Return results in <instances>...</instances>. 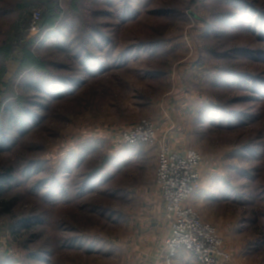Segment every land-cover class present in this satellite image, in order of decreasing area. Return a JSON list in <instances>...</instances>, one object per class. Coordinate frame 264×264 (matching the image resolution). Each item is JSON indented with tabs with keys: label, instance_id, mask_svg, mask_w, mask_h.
<instances>
[{
	"label": "rangeland",
	"instance_id": "1",
	"mask_svg": "<svg viewBox=\"0 0 264 264\" xmlns=\"http://www.w3.org/2000/svg\"><path fill=\"white\" fill-rule=\"evenodd\" d=\"M228 1L130 0L142 8L132 15L130 24L117 32L112 23L101 25L115 39L105 51L109 57L116 58V53L139 43L160 49L135 52L129 66L115 67L79 96L41 109L44 116L38 129L33 127L3 145L0 175L11 170L13 179L0 183V257H10L14 264H31L30 256L51 250L53 264H138L143 254L135 250L142 242L141 222L149 202L146 193L152 186L159 192L157 151L163 138L154 145L124 146L116 137L122 129L144 120L157 126V118L160 125L167 121L188 129L183 143L200 152L202 167L215 169L214 176L222 179L219 186H234L235 168L241 171L257 164L249 158L242 160L238 153L253 135L264 136V106L250 128L205 132L196 126L198 108L219 102L220 97L207 85L214 69L223 66L218 54L242 40L206 36L209 24L231 10ZM250 1L264 9V0ZM100 2L109 3L116 16L127 4V0H96L92 8L93 0H0V116L5 106L14 115L21 107L28 108L26 97L34 98L36 92L21 82L27 71L62 59L55 54L38 57L34 46L43 32L52 26L59 30L66 20L67 33L73 20L83 26L99 24L101 19L93 17L91 10L99 8ZM146 10L153 13L145 14ZM176 87L200 98L191 106L194 113L167 107ZM142 153L146 158L140 160ZM255 166L258 176L243 177L237 189L256 196V206L248 195L211 207L204 201L197 206L192 200L203 193L207 183L203 177L188 201L202 220L220 231L224 249L232 256L228 264H264V161ZM62 171H72L63 180L67 188L46 203L43 184ZM85 175L92 182L88 189L82 188ZM25 217L38 219L22 228L19 225ZM41 217L45 219L40 225Z\"/></svg>",
	"mask_w": 264,
	"mask_h": 264
},
{
	"label": "trees",
	"instance_id": "2",
	"mask_svg": "<svg viewBox=\"0 0 264 264\" xmlns=\"http://www.w3.org/2000/svg\"><path fill=\"white\" fill-rule=\"evenodd\" d=\"M93 2L92 8L97 4L96 0ZM133 4L127 0V4L118 10L119 16H116V13L110 9L109 3L100 2L99 8H96L99 10H91L93 17L101 19L100 25L95 23L93 26L92 24L83 26L75 24L73 20V25L68 23L70 32L67 33L64 28L66 20L61 24L62 27L59 30L52 26L43 32L42 37L34 46L38 57L44 59L55 54L62 56V59L57 63L50 62L48 64L45 62L46 67L33 68L22 77V84L31 86V89L36 93L33 94L34 98L26 97L29 98L26 100L29 106L26 109L21 107L17 115H14L9 106L3 108L0 116V135L3 131L4 138L0 139V149L3 148V145L11 143L14 137L17 139L26 131H32L33 127L38 129L44 116L40 114L41 109L47 110L50 105L79 96L93 82L109 75L115 67L129 66L130 57L135 52L155 53L160 49V46L157 45L139 43L116 53V58L109 57L105 53L114 44L115 39L111 34L103 31L101 25L112 23L116 32L124 29L130 24L132 15L141 13V6ZM228 4L231 10L216 17V21L209 24L206 36L216 35L217 38L225 39L241 37L242 40L218 54L223 60V66L215 68L207 80L210 91L220 98L219 102H210L198 108L200 112L196 126L205 132L216 129L250 128L259 120L260 110L264 106V9L256 6L250 0H230ZM151 13H153L152 10L145 11V14ZM209 53L214 52L209 50ZM65 61L67 62L65 63ZM230 95L233 97H228ZM38 97L40 98L38 99ZM243 105L246 106L243 107ZM238 156L242 160L252 159L257 164L264 161L263 134H255L247 139L240 147ZM78 164H81V159ZM255 165L241 171L235 168V171L232 172L234 176L230 175L235 180L234 186L217 187L212 199L219 203H228L236 201L237 198L243 199L244 195H248V200L253 206H256L259 201L258 199L256 202V196L240 194L241 189H237L243 177L255 179L258 176V169ZM10 171L0 175L1 184H6L13 179L10 176L12 175ZM71 174L72 171L68 174L62 171L60 175L57 173L52 181L43 184L46 203H51L61 190L67 188V184L63 180L64 177H69ZM79 175L77 174L75 179ZM5 177L8 178L5 179ZM87 177L94 178L91 174H88ZM70 179L66 178V181ZM91 184L92 182L88 181L85 175L82 188L88 189ZM2 204L3 202L0 201V205ZM36 219L38 218L25 217L19 226L27 228L29 227L28 223ZM44 219L41 217L40 221L42 222L38 224H43ZM14 229L18 230L19 228L15 226ZM74 243H78V240H75ZM30 258L31 264L54 263V253L51 250L43 251L42 255L36 254L35 257L30 256ZM14 262L10 257H0V264H14Z\"/></svg>",
	"mask_w": 264,
	"mask_h": 264
},
{
	"label": "built area",
	"instance_id": "3",
	"mask_svg": "<svg viewBox=\"0 0 264 264\" xmlns=\"http://www.w3.org/2000/svg\"><path fill=\"white\" fill-rule=\"evenodd\" d=\"M34 16L39 20L37 14ZM159 133L160 127L144 120L119 131L116 139L124 146L154 145L159 142ZM157 152L156 182L170 225V233L164 242V264H174L182 248L193 255L197 264H228L232 256L224 249L220 231L202 220L198 211L188 204L202 183L200 152L190 148L185 151L175 149L167 137H163Z\"/></svg>",
	"mask_w": 264,
	"mask_h": 264
},
{
	"label": "crops",
	"instance_id": "4",
	"mask_svg": "<svg viewBox=\"0 0 264 264\" xmlns=\"http://www.w3.org/2000/svg\"><path fill=\"white\" fill-rule=\"evenodd\" d=\"M177 88V89H176ZM174 90L175 96L169 99L168 108L174 109L173 107H178L177 109L188 110L190 113H194L191 110V106L195 105L197 100L200 98L196 97V94L189 95L182 91L181 87H176ZM180 107V108H179ZM194 109V108H192ZM196 109V108H195ZM157 126L160 127L159 137H167L170 140L171 145L175 149H179L181 151H185L187 146L183 143L184 134L188 129L178 125V127H174V124L168 123L167 121L163 124H159L157 118L155 119ZM160 138V139H161ZM139 146H137L138 148ZM137 151V150H136ZM140 152H142L140 148ZM131 157L132 153H127ZM124 154L123 156L127 155ZM138 155V154H137ZM138 158L145 159L146 155L144 153L139 154ZM200 173L206 183L203 188L202 195L197 196V199L192 201L197 202V206L200 205L199 203L204 201L208 205L215 203L216 201L212 199L214 196L215 191L221 184V179L219 176H214L215 169H212L210 166L205 169V167H200ZM218 185V186H217ZM155 187V186H154ZM154 187L148 189L146 193V197L149 199L146 203L147 208L145 217L142 219L141 224V232L139 238L141 239L140 246L136 252L138 254H143L141 260L138 264H164L163 260V250L164 249V242L167 236L170 233V225L165 217V209L162 200V196L160 191L157 193L154 192ZM158 188V187H157ZM159 190V189H158ZM202 199V200H201ZM189 204V203H188ZM174 264H197L193 255L182 248L179 250L176 258L174 259Z\"/></svg>",
	"mask_w": 264,
	"mask_h": 264
}]
</instances>
